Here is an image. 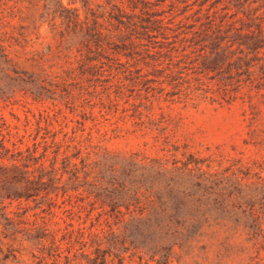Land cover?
<instances>
[{
  "label": "rangeland",
  "instance_id": "1",
  "mask_svg": "<svg viewBox=\"0 0 264 264\" xmlns=\"http://www.w3.org/2000/svg\"><path fill=\"white\" fill-rule=\"evenodd\" d=\"M112 4L140 16L138 31L158 22L88 54L63 7L107 26ZM253 11L263 16L264 0H0L2 132L46 149V166L57 151L66 190L53 203L5 200V212L72 223L103 247L113 231L124 264H264L253 234L264 232V89L224 92L198 68L204 32L242 27ZM38 253L0 223V264Z\"/></svg>",
  "mask_w": 264,
  "mask_h": 264
},
{
  "label": "trees",
  "instance_id": "2",
  "mask_svg": "<svg viewBox=\"0 0 264 264\" xmlns=\"http://www.w3.org/2000/svg\"><path fill=\"white\" fill-rule=\"evenodd\" d=\"M63 9L73 14V17H67V22H71L74 26L80 25V32H83L82 37L87 43L88 54L93 51L101 53L108 48H114L117 46L116 40L125 42L127 38H130L129 34L130 36L135 33L149 36L151 31L149 24L158 22L149 18L147 19L149 24L140 23L139 27L143 31H138L137 23L143 21L140 16L135 13L127 14L117 4L111 5L107 26L98 22L97 16L90 8L89 15L88 12L85 13L80 22L77 8L63 7ZM239 20L241 23L245 22L242 27L236 28L231 25L225 29L222 25H218L212 33L204 32L200 47L204 54L198 66L199 73L208 76L211 80L216 78L215 84L224 92L238 90L241 83H248L250 87L259 91L264 89V15H258L253 11L248 14L247 21ZM134 37L139 38L137 35ZM0 52L6 58L5 61L10 64L11 59L4 53V47L1 44ZM88 54L85 55L86 60H93V57ZM21 82H25L24 79L21 78ZM0 124V220H2L0 223L3 226L4 235L22 233L25 239L38 249L39 253L35 256L36 264H124V257L118 252L113 231L109 232L111 237L107 239L106 246L103 247V241L97 234L89 233L86 237L83 229L74 228L72 223L67 224L71 227L68 229L66 226L58 227V222H52L56 227L48 229L45 222L38 224L33 221H15L5 212V200L27 201L40 197L41 200L45 199L53 203L50 194L57 196L59 189H62L63 193L66 190L61 188L62 174H59L55 167L57 151L46 166V149H43L40 154L35 153V147H25L22 150L3 134L1 127L4 123ZM7 143H10L12 147H9ZM253 234L264 238V232ZM76 245L77 248H75Z\"/></svg>",
  "mask_w": 264,
  "mask_h": 264
}]
</instances>
